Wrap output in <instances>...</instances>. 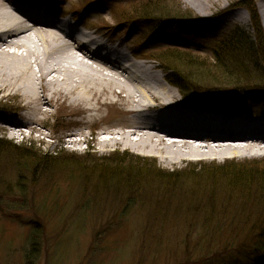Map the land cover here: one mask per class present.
<instances>
[{
    "label": "rangeland",
    "instance_id": "rangeland-1",
    "mask_svg": "<svg viewBox=\"0 0 264 264\" xmlns=\"http://www.w3.org/2000/svg\"><path fill=\"white\" fill-rule=\"evenodd\" d=\"M90 1L50 0V4H61L69 16L75 15L74 9H83L87 25L106 21L114 26L112 32L100 30L124 37L130 46L143 41V51L155 53L159 65H172L173 59L159 58L163 52L192 58V64L213 62L214 47L234 27L253 32L241 0H217L208 9L192 8L183 0L159 4L163 17L181 7L210 21L195 34L172 29L166 22L155 32L139 23L115 25L112 17L144 0H101L92 6ZM177 60L175 65L184 67L186 76L190 73L189 82L199 93L226 98L252 90L258 92L257 101L248 96L252 106L264 97V76L226 85L220 69L206 64L204 69L188 70ZM237 96L226 100L229 106L240 104ZM50 110L47 123L40 120L33 132L25 129L23 135L13 136L8 130L12 123L23 121V111L17 110L16 101L0 98V111L6 113L0 116V206L9 200L25 201L10 210L0 207V264H26L29 236L38 222L43 224L44 241L36 264H243L253 257L254 232L264 228V159L165 167L124 146L100 148L101 130L122 119L115 113L103 116L90 142L75 146L70 142L82 137L70 134L89 133L86 115L73 114L71 107ZM26 149L37 160L23 153ZM226 166L234 169L225 172ZM239 175L248 180L236 185ZM17 182L26 184L27 194L9 198L6 192L16 193L12 187Z\"/></svg>",
    "mask_w": 264,
    "mask_h": 264
},
{
    "label": "bare ground",
    "instance_id": "bare-ground-1",
    "mask_svg": "<svg viewBox=\"0 0 264 264\" xmlns=\"http://www.w3.org/2000/svg\"><path fill=\"white\" fill-rule=\"evenodd\" d=\"M21 1L0 0V98L16 101L17 110L23 111V121L8 130L13 136L25 129L33 132L35 123L51 116V107L63 106L86 115L89 133L70 134L82 137L70 142L75 146L90 142L97 120L115 113L122 119L98 134L104 136L98 142L102 150L124 146L175 169L186 163L264 159V103L221 107L188 101L169 83L161 64L151 57L134 61L135 51L125 39L105 44L78 31L76 15L59 26L47 11L40 10L44 19L27 14ZM183 1L200 9L218 2ZM256 5L264 23V0ZM256 95L250 97L256 100ZM235 111L257 120L234 127L230 115Z\"/></svg>",
    "mask_w": 264,
    "mask_h": 264
},
{
    "label": "trees",
    "instance_id": "trees-1",
    "mask_svg": "<svg viewBox=\"0 0 264 264\" xmlns=\"http://www.w3.org/2000/svg\"><path fill=\"white\" fill-rule=\"evenodd\" d=\"M167 1L169 0H144L137 6L135 5L130 9H122L121 11H119L120 15L118 14V16L123 19V22L131 21L134 24L139 23L141 25L149 26L159 24L153 27L154 30L158 29V26L160 27L161 24H164L166 22L172 25V27L174 26L182 29H189L192 32H196L203 28L208 22L206 19L195 15L192 11L183 9L181 7H176V10L172 8V11H174L176 14L173 13L171 14V16H168V18L166 16L163 17L164 12L162 14H159L161 13V11L157 9H159V4H166L165 2ZM240 2L241 6L246 7L250 14L249 16L251 18L253 32H248L246 31V29L236 26L228 35V37H226L220 44H218L216 49L213 51L211 59L213 60V62H195V64H192L194 62L192 61V58H189L187 56L184 58V56L180 55L173 56V54L167 55L164 54L165 52L161 53L164 56L160 55V59H165H162L163 62L172 59H179V61L177 60V62H180V60H182L183 62H180L179 64H181L182 66H187L186 68L188 70L190 66H192V68L190 69H193L195 66L196 70V68L200 69L202 67V69H204L205 66L203 65H211V67L216 70L220 69L221 75H223L222 79H226L223 81L225 82L223 84L226 85L248 83L251 79L257 80L259 78H263L264 36L262 33V26H260L261 19L258 13V9L255 0H241ZM154 8H156L157 11L152 10ZM177 10H180V12H178ZM182 10L183 13H181ZM173 60L172 65L169 66L168 64H166V70L168 71L169 80L171 81V83H175L177 85V87L181 91L180 93L185 94L186 96L194 95L195 93H197V91L195 90V87L197 85L193 82H189V79L191 77L190 73L186 76V73L184 74V72H182L184 70V67L181 68L176 66V61ZM28 149L31 150L30 148ZM28 149H26L23 153H27V156L30 157V159L33 158L34 160H37V158L34 157L35 155L29 153L30 151ZM44 157L45 160L48 159L47 155ZM253 165L254 164H250L248 165V167L251 168L253 167ZM232 169L234 168L226 166L225 172H229L227 170ZM258 170L259 169H256L255 171L258 172ZM240 172L243 173V170H241ZM236 180L240 183H243L245 180H248V178H242V176H240ZM12 188H14V190L17 189V192L11 193L8 190L6 192V196H8L9 198H12L18 193L19 197H21L20 195L25 196L28 191V188L24 182H21L20 184H18L17 182ZM24 202H21L19 204L16 201L9 200V202H5L4 206L1 205L0 207H2L3 210H10L16 208L17 205H24ZM20 207L21 206H19V208ZM42 225L43 224H41V222L36 223L32 229L31 235L29 236V248L25 252L26 264H36L38 258H40L42 254V246L44 241V228ZM254 233L255 235L253 237L255 241H253V243L255 244V253H253V257H249L250 260L246 261V264H260L262 261H264V228L261 229V232ZM238 263L239 262H234L229 264Z\"/></svg>",
    "mask_w": 264,
    "mask_h": 264
}]
</instances>
